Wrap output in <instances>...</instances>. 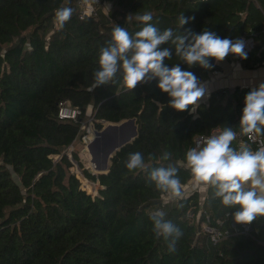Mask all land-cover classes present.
Masks as SVG:
<instances>
[{
	"label": "trees",
	"instance_id": "16d2710c",
	"mask_svg": "<svg viewBox=\"0 0 264 264\" xmlns=\"http://www.w3.org/2000/svg\"><path fill=\"white\" fill-rule=\"evenodd\" d=\"M105 2L113 4L108 15L100 11L82 18L77 0H0V264H264V217L252 222V234L214 242L203 223L225 218L229 225L236 209L214 199L210 185L203 200L195 189L164 202L148 182L152 168L172 164L187 184L191 172L185 157L195 147V136L225 126L241 132L251 87L217 88L194 113L168 107L170 97L158 88V78L131 90L118 73L116 83L88 90L112 29L119 25L134 34L143 27L134 17L144 12L152 13L154 26L177 34L207 29L235 40L252 33L255 45L240 62L249 69L264 65V0ZM60 7L73 9L62 28L54 21ZM181 14L194 19L180 29ZM161 47L172 52L164 62L169 68L180 63L199 80L236 58L231 53L220 63L211 58L212 70L189 68L176 57L174 45ZM62 101L82 109L78 120L59 116ZM89 106L97 128L103 121L133 117L138 126L137 137L116 152L107 172L98 174L83 167L77 151L72 156L66 151L82 141ZM231 146L238 149L239 141ZM136 151L143 154L145 168L130 171L126 160ZM165 151L172 154L168 161L160 159ZM56 154L61 155L57 160ZM74 160L84 185L85 179L99 182L98 194L81 186ZM157 209L183 233L174 252L152 230L150 215Z\"/></svg>",
	"mask_w": 264,
	"mask_h": 264
},
{
	"label": "clouds",
	"instance_id": "9594fccd",
	"mask_svg": "<svg viewBox=\"0 0 264 264\" xmlns=\"http://www.w3.org/2000/svg\"><path fill=\"white\" fill-rule=\"evenodd\" d=\"M72 14L71 7H60L55 11L54 21L62 28ZM134 18L143 25L141 30L130 34L126 28L116 25L111 39L100 48L99 67L93 72V83L88 88L90 92L116 83L118 73L122 75L124 86L131 90L139 83L158 78V88L170 97L168 107L181 112L191 109L194 113L200 106L199 101L206 96V84L193 72L182 70L180 63L169 68L164 62L172 59V52L161 46L174 45L176 57L189 68L199 65L212 70L211 58L220 63L230 53L247 59L243 39L221 38L207 29L201 33L186 29L181 34L172 28L161 30L151 23V12L137 13ZM132 19L133 14H129L127 21ZM191 19L194 17L181 14L178 17L180 29ZM239 127L242 134L250 137L252 134L264 135V82L246 94ZM236 137L232 127H218L201 145L187 150L186 166L191 172L187 184L181 183L178 168L169 164L151 169L149 185L154 184L164 202L181 198L190 185L197 188L210 185L214 199L219 198L225 207L236 209L232 218L237 224H252L258 217H264V147L252 150L241 143L238 149L233 148L231 145ZM171 155L165 151L160 159L168 161ZM126 167L130 171L144 169L143 154L139 151L129 153ZM150 220L156 237H163L169 251L174 252L176 242L183 235L180 228L166 219V213L161 209L152 212Z\"/></svg>",
	"mask_w": 264,
	"mask_h": 264
},
{
	"label": "built area",
	"instance_id": "2783aa9c",
	"mask_svg": "<svg viewBox=\"0 0 264 264\" xmlns=\"http://www.w3.org/2000/svg\"><path fill=\"white\" fill-rule=\"evenodd\" d=\"M77 3L80 7V15L82 18L86 16H97L103 6L102 0H77ZM257 4L259 3L257 2ZM238 38L243 39L246 42L245 51L249 53L255 45V39L253 34L244 33L241 34ZM235 57H236L235 60L239 62L242 60L238 56ZM82 112H83L82 109L78 106H72L67 101L60 102L59 116L62 119L78 120L79 117L82 115ZM83 124H84V120H82V127ZM217 128L218 127L213 128L208 134H197L195 136V147L201 145L204 139L213 135L217 131ZM235 132L237 133L236 139L239 141V145L241 143H244L248 145L252 150H257L260 147H264V135L252 134L250 137L248 135L243 136V134L240 131H235ZM90 139L91 138L87 133H85L82 136V141L85 143L86 147ZM204 224L205 225L203 226V228L210 233L211 239L214 242H218L224 238H227L232 234H240V233L252 234L251 224L250 225L237 224L234 220H232L229 223V225H226L225 218H219L216 221V224H212V225H209L208 223H204Z\"/></svg>",
	"mask_w": 264,
	"mask_h": 264
},
{
	"label": "water",
	"instance_id": "95a60500",
	"mask_svg": "<svg viewBox=\"0 0 264 264\" xmlns=\"http://www.w3.org/2000/svg\"><path fill=\"white\" fill-rule=\"evenodd\" d=\"M214 62V59H212ZM138 135L136 118H127L119 122H107V125L96 131V136L90 139L86 149L90 151L98 173L107 172L111 159L124 145L132 142ZM78 163V162H77ZM79 169L81 167L77 164ZM90 172L95 173L93 169ZM82 174H84L82 172Z\"/></svg>",
	"mask_w": 264,
	"mask_h": 264
},
{
	"label": "crops",
	"instance_id": "0c3cea01",
	"mask_svg": "<svg viewBox=\"0 0 264 264\" xmlns=\"http://www.w3.org/2000/svg\"><path fill=\"white\" fill-rule=\"evenodd\" d=\"M201 82L205 83L207 89L206 96L199 103L207 102L210 93L217 88L234 89L237 86L256 87L264 82V65L257 68H245L241 62L234 60L232 62L223 61L222 69L213 71Z\"/></svg>",
	"mask_w": 264,
	"mask_h": 264
},
{
	"label": "rangeland",
	"instance_id": "374dc122",
	"mask_svg": "<svg viewBox=\"0 0 264 264\" xmlns=\"http://www.w3.org/2000/svg\"><path fill=\"white\" fill-rule=\"evenodd\" d=\"M111 9H113L112 2H105L103 4L102 8H101V11L108 15L110 13ZM106 125H107V122L103 121V127L102 128H97L96 120L94 118L93 106H89V109H88L86 117L84 118V124H83V127H82L84 129V133H87L88 135H91V136L95 137L96 136V134H95L96 131L103 129ZM66 151H67L69 156H72V152L77 151L79 156H80V159L82 161L83 167L87 168V169H93L91 164H90L92 155H91L90 151L88 150V148L86 149V145H85L84 142H82L80 140H77V142H75L74 146H70ZM60 156H61L60 154L53 155V157L56 160L58 158H60ZM73 162H74V166L72 167V170L74 172H76L78 176H80V178H81V186L84 189H86L88 192L92 193L93 195L98 194L99 187H100L99 182L98 181L95 182V181H92V180L89 181V180L85 179V185H86L85 186L84 183H83V180H82V175L84 176V174H82L83 170L79 169V167L77 165L78 163L75 160ZM94 172L98 174V170H94ZM88 185H91L92 188L88 187ZM195 189L200 190L201 198L203 200L205 195H206L207 185H201L198 188L195 187V186L190 185L188 187L187 191H185L183 195H187L188 193L192 192ZM175 200L176 199L174 198V199H172L170 201H175ZM204 225L205 224L203 223V226Z\"/></svg>",
	"mask_w": 264,
	"mask_h": 264
},
{
	"label": "bare ground",
	"instance_id": "6f19581e",
	"mask_svg": "<svg viewBox=\"0 0 264 264\" xmlns=\"http://www.w3.org/2000/svg\"><path fill=\"white\" fill-rule=\"evenodd\" d=\"M89 137L93 138L94 136L89 135ZM90 164H91L93 169L97 170V168L95 167V164H94V162H92V160H91Z\"/></svg>",
	"mask_w": 264,
	"mask_h": 264
}]
</instances>
